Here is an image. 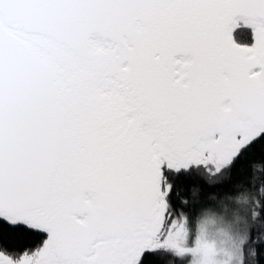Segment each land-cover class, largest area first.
I'll return each instance as SVG.
<instances>
[{"label":"snow or ice","instance_id":"obj_1","mask_svg":"<svg viewBox=\"0 0 264 264\" xmlns=\"http://www.w3.org/2000/svg\"><path fill=\"white\" fill-rule=\"evenodd\" d=\"M0 264H264V0H0Z\"/></svg>","mask_w":264,"mask_h":264}]
</instances>
